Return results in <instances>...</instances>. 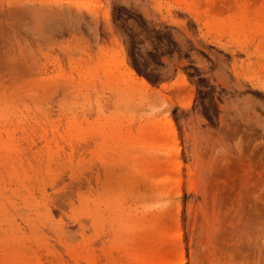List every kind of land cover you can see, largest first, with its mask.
I'll list each match as a JSON object with an SVG mask.
<instances>
[{"label":"rangeland","instance_id":"1","mask_svg":"<svg viewBox=\"0 0 264 264\" xmlns=\"http://www.w3.org/2000/svg\"><path fill=\"white\" fill-rule=\"evenodd\" d=\"M136 259L264 264V0H0V264Z\"/></svg>","mask_w":264,"mask_h":264},{"label":"bare ground","instance_id":"2","mask_svg":"<svg viewBox=\"0 0 264 264\" xmlns=\"http://www.w3.org/2000/svg\"><path fill=\"white\" fill-rule=\"evenodd\" d=\"M9 8V7H8ZM10 10V9H9ZM135 228V227H134ZM143 257H147V253L145 254V255H143ZM142 258V257H141ZM136 260H138V263L139 264H152V263H150V262H148L147 260H144L143 262H141L139 259H136ZM160 264V263H159Z\"/></svg>","mask_w":264,"mask_h":264}]
</instances>
